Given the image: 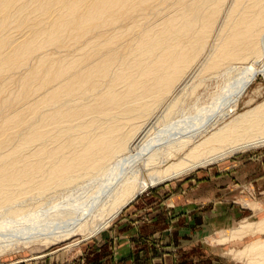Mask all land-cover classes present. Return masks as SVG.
<instances>
[{
    "label": "bare ground",
    "instance_id": "obj_1",
    "mask_svg": "<svg viewBox=\"0 0 264 264\" xmlns=\"http://www.w3.org/2000/svg\"><path fill=\"white\" fill-rule=\"evenodd\" d=\"M162 1L173 11L155 23L134 17ZM263 52L264 0H0V253L88 239L146 184L264 145V103L217 126L264 74V59L228 76L233 87L208 107L178 117L168 100L207 53L201 71L211 72ZM73 186L81 191L70 201L11 207ZM33 220L42 226L19 236Z\"/></svg>",
    "mask_w": 264,
    "mask_h": 264
},
{
    "label": "rangeland",
    "instance_id": "obj_2",
    "mask_svg": "<svg viewBox=\"0 0 264 264\" xmlns=\"http://www.w3.org/2000/svg\"><path fill=\"white\" fill-rule=\"evenodd\" d=\"M170 2L162 1L157 4L159 5L157 9L146 8L144 11L135 12L134 17L144 19L145 22L149 21V24L155 23V19H158L156 16L164 11H168L167 13L173 11ZM129 23L130 20L123 24ZM210 50L209 46L208 52ZM207 57L208 53L185 76V87L176 88L169 96L168 100L174 97L177 100L174 116L179 117L181 113L188 110L194 111L193 107L199 109L203 105V108L211 105L212 99L220 97L225 92L227 93L230 87H233L227 77H234L250 65L258 67L264 59V52L262 59L256 62L247 60L229 64L235 68L234 71H227L228 65L216 71H201V65ZM23 71L25 70L22 69L20 73ZM11 89L15 91V85ZM263 103L264 74L258 73L243 93L235 110L217 126H223V123L227 124L229 120L244 115ZM9 109L11 110V107L5 108L4 111L8 112ZM164 109L165 106L154 110L152 121L161 118ZM217 126L210 131H214ZM79 188L73 186L68 188L69 190L65 189L64 192V189H57L37 197L26 196L23 201L20 200L16 202V206L12 204L11 207L12 209L26 208L31 204L45 207L54 199L56 204L63 203L64 200L73 199V195H78L81 191ZM263 190L264 145L231 153L224 159L188 172L176 179L167 180V182L146 184L145 189L130 203L142 200L147 204V210H156L153 207H165L168 199L176 200L175 203L170 204L179 205V208L185 205L182 208L185 212L178 213L177 211L174 223L168 226L165 216L160 214L158 223L155 225L159 233L148 241L149 244L143 241L134 243L135 250L139 252L138 256L127 263L125 260L124 264H264ZM70 205L72 202L67 204L68 207ZM92 211H90L91 214ZM121 212L107 224L106 228ZM31 222V224L27 223L17 227L15 229L17 234L25 236L27 232H34L31 228L42 226L34 220ZM247 225L249 227L247 231H242L241 227ZM84 236V233H75L59 242H56L58 240H47L42 243L38 240L29 241L27 244L17 243L12 249L0 253V264H59L68 255L87 252L85 248L79 251L80 246L90 239Z\"/></svg>",
    "mask_w": 264,
    "mask_h": 264
},
{
    "label": "crops",
    "instance_id": "obj_3",
    "mask_svg": "<svg viewBox=\"0 0 264 264\" xmlns=\"http://www.w3.org/2000/svg\"><path fill=\"white\" fill-rule=\"evenodd\" d=\"M175 201L168 199L165 207H153L156 210H147V204L142 200L130 203L106 230L86 240V243L80 246L79 251L85 248L87 252L68 255L65 259H61L59 264H124L125 260V263L129 262L139 253L135 250L134 243L143 241L149 244L148 241L159 233L155 225L160 214L165 216L168 226L174 223L177 211L185 212V209L182 210L185 205L179 208V205L170 204Z\"/></svg>",
    "mask_w": 264,
    "mask_h": 264
}]
</instances>
